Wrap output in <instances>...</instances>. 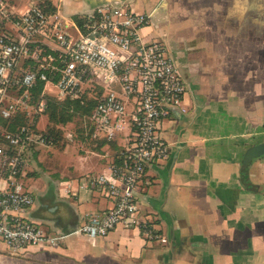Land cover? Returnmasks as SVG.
Instances as JSON below:
<instances>
[{
    "label": "crops",
    "instance_id": "1",
    "mask_svg": "<svg viewBox=\"0 0 264 264\" xmlns=\"http://www.w3.org/2000/svg\"><path fill=\"white\" fill-rule=\"evenodd\" d=\"M7 1L17 11L48 2L76 24L105 4L148 14L140 33L165 42L187 92L185 112L174 111L161 124L171 152L147 169L152 185L141 194L142 214L166 243L122 226L105 237L76 232L111 206L98 188L83 183L109 175L125 143L123 135L110 143L85 138L73 148L25 154L22 180L34 197L25 215L65 237L17 254L0 240V264H264V154L245 158L264 144V0ZM242 170L257 189L244 185Z\"/></svg>",
    "mask_w": 264,
    "mask_h": 264
},
{
    "label": "built area",
    "instance_id": "2",
    "mask_svg": "<svg viewBox=\"0 0 264 264\" xmlns=\"http://www.w3.org/2000/svg\"><path fill=\"white\" fill-rule=\"evenodd\" d=\"M148 24V14L121 5L98 6L76 24L41 3L17 11L0 0V240L12 253L53 247L65 237L25 215L34 197L22 180L24 156L55 144L35 120L45 114L51 90L60 100H95L84 114L85 138L110 143L125 137L110 174L83 183L98 188L111 206L76 232L105 237L122 226L139 229L146 241L167 242L142 214L141 194L152 185L147 169L170 155L161 124L174 111L185 112L187 85L165 42L140 33Z\"/></svg>",
    "mask_w": 264,
    "mask_h": 264
},
{
    "label": "rangeland",
    "instance_id": "3",
    "mask_svg": "<svg viewBox=\"0 0 264 264\" xmlns=\"http://www.w3.org/2000/svg\"><path fill=\"white\" fill-rule=\"evenodd\" d=\"M100 90H104L99 88ZM36 97V96H35ZM73 101L60 100L56 97V93L51 90L48 95L49 109L43 116L37 115L35 120L39 124L40 128H44L46 131L52 132L57 136V142L55 141V147H62L66 144H70L66 149L73 148L74 145H78L86 142L87 140L83 134V108H75ZM35 100H33L30 106H34ZM52 105V106H51ZM54 110V118L50 117V111ZM51 111V112H52ZM29 112L33 114V109H29ZM69 118L64 123L59 122L60 118ZM72 143V144H71ZM67 152V150H66Z\"/></svg>",
    "mask_w": 264,
    "mask_h": 264
},
{
    "label": "trees",
    "instance_id": "4",
    "mask_svg": "<svg viewBox=\"0 0 264 264\" xmlns=\"http://www.w3.org/2000/svg\"><path fill=\"white\" fill-rule=\"evenodd\" d=\"M41 5H44L46 6L49 10H53V7L50 5V3L48 2H43L41 3ZM38 88H40V86H38ZM87 99L84 100V102H80L79 100H73V105L74 107L77 109V108H83V114H86L89 112V110L91 109V107L95 104V100L92 98V97H86ZM49 106H47V109L46 111L49 109ZM52 106V105H51ZM52 111V110H51ZM50 111V114L49 116L50 117H55L54 116V110L51 112ZM69 118H60L59 119V122L61 123H64L65 121H67ZM22 122V119H18L15 123H20ZM5 124V122H2ZM48 133H50L51 135L54 136L55 138V141L57 142V136L55 134H53L52 132H49L47 131ZM241 181L244 183L245 186H247L250 190H255L257 189V186L252 184L249 179H248V173L246 170H242V173H241Z\"/></svg>",
    "mask_w": 264,
    "mask_h": 264
},
{
    "label": "water",
    "instance_id": "5",
    "mask_svg": "<svg viewBox=\"0 0 264 264\" xmlns=\"http://www.w3.org/2000/svg\"><path fill=\"white\" fill-rule=\"evenodd\" d=\"M264 154V144H259L257 146L251 147L245 154L247 160Z\"/></svg>",
    "mask_w": 264,
    "mask_h": 264
}]
</instances>
